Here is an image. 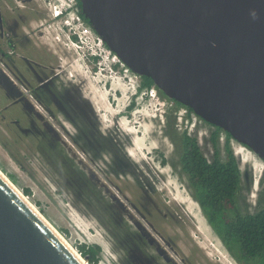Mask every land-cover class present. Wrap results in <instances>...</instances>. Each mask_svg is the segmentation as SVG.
Instances as JSON below:
<instances>
[{"label":"water","instance_id":"water-1","mask_svg":"<svg viewBox=\"0 0 264 264\" xmlns=\"http://www.w3.org/2000/svg\"><path fill=\"white\" fill-rule=\"evenodd\" d=\"M79 2L133 72L264 160V0ZM0 87L24 100L1 70ZM0 264H84L1 173Z\"/></svg>","mask_w":264,"mask_h":264},{"label":"rangeland","instance_id":"rangeland-1","mask_svg":"<svg viewBox=\"0 0 264 264\" xmlns=\"http://www.w3.org/2000/svg\"><path fill=\"white\" fill-rule=\"evenodd\" d=\"M32 8H37L34 3L21 8L14 0H0L1 14L10 15L21 24L22 33L30 38V44L38 55L54 63L60 60L66 70V80L85 81V91L88 97H93L102 122L114 128L117 119L123 148L126 146L130 152L126 158L127 164L131 169L135 165H144L154 170L163 197L180 215L181 225L178 228L183 235L181 244H190L197 251L198 259L206 264H247L235 260L215 235L193 197V188L181 171L180 145L174 142L175 131L172 129L176 128L178 134L182 131L176 126L175 111L184 106L175 104L159 110L158 104L149 103L146 107V103L137 96L139 93L133 95L135 97L130 96L135 90L129 84L117 89L114 84L97 81L87 70L81 51L67 44L63 35L54 36L51 31L44 32L39 22L43 19L42 14ZM132 98L136 104L126 115L124 109ZM130 116L137 120L134 126ZM188 122V133L197 138L202 153L212 159L210 136L215 127L196 115L188 117ZM216 144L218 156L226 159L227 143L223 130H217ZM229 145L239 162L240 181L234 196L235 207L228 213L231 216L235 213H255L264 206V162L251 149L232 138ZM0 169L75 251L79 253L81 244L97 245L99 259L96 264H124L106 229L110 221L107 222L95 210L92 200L88 199L92 186H79L75 182L79 171L72 162L36 139L22 136L8 116L0 118ZM101 220L107 222L105 226Z\"/></svg>","mask_w":264,"mask_h":264},{"label":"flooded vegetation","instance_id":"flooded-vegetation-1","mask_svg":"<svg viewBox=\"0 0 264 264\" xmlns=\"http://www.w3.org/2000/svg\"><path fill=\"white\" fill-rule=\"evenodd\" d=\"M22 31L15 18L1 14L0 70L24 100L15 102L0 87V118L8 116L22 136L73 163L79 171L75 182L92 186L88 199L110 221L106 229L124 264H206L190 244H181L180 215L163 197L154 170L127 164L130 152L117 119L114 128L103 123L85 81L66 80L60 60L38 55ZM130 118L134 126L137 120Z\"/></svg>","mask_w":264,"mask_h":264},{"label":"trees","instance_id":"trees-1","mask_svg":"<svg viewBox=\"0 0 264 264\" xmlns=\"http://www.w3.org/2000/svg\"><path fill=\"white\" fill-rule=\"evenodd\" d=\"M78 5L79 13L83 16L79 0ZM152 85L151 78L141 76L138 89L149 88ZM159 93L164 96L161 91ZM174 102L179 106L182 105L175 100ZM135 104L132 98L126 106V112H130ZM186 108L193 113L189 107ZM175 129H172L175 131L173 140L180 145L181 171L186 175L190 187L193 188V197L207 223L235 260L241 263L244 261L247 264L253 262L264 264V206L255 213H235L233 216L228 213L235 207L234 196L240 181L239 162L229 145L231 136L225 132L227 157L222 160L218 156L216 144L217 130L221 129L216 127L210 136L213 157L208 159L202 153L197 138L190 135L188 129L185 128L179 134ZM262 161L264 162L263 159ZM25 192L28 193V190ZM79 253L91 264L98 262L99 247L97 245L81 244Z\"/></svg>","mask_w":264,"mask_h":264},{"label":"built area","instance_id":"built-area-1","mask_svg":"<svg viewBox=\"0 0 264 264\" xmlns=\"http://www.w3.org/2000/svg\"><path fill=\"white\" fill-rule=\"evenodd\" d=\"M14 3L21 8L34 3L37 8L32 9L43 16L39 22L44 32L51 31L54 36L61 34L67 44H72L76 51L80 50L94 79L97 81L103 79L105 83L109 82L117 86V89L129 84L136 92V87L141 83V76L133 72L93 30L79 13L78 0H14ZM138 93L137 96L144 104L146 103V107L149 103L170 107L176 104L173 99L162 97L154 85L143 88ZM33 104L37 110L43 111L39 103L33 101ZM175 113L177 126L181 129H189L188 117L195 114L189 112L186 107H181Z\"/></svg>","mask_w":264,"mask_h":264},{"label":"bare ground","instance_id":"bare-ground-1","mask_svg":"<svg viewBox=\"0 0 264 264\" xmlns=\"http://www.w3.org/2000/svg\"><path fill=\"white\" fill-rule=\"evenodd\" d=\"M95 103V102H94ZM136 130V129H135ZM132 131V130H131ZM139 131H141L140 129H139ZM0 173L9 181V183L11 184V185H13L14 187H15V189L25 198V200L36 210V212L38 213V214H40V216L50 225V227L65 241V243L72 249V251L73 252H75L76 253V255L77 256H79V258L84 262V264H88L87 262H86V260L77 252V251H75V249L68 243V241L60 234V233H58V231L53 227V225L45 218V216L44 215H42V213H40V211L32 204V202L29 200V198L28 197H26L21 191H20V189H18L17 188V186L16 185H14L13 184V182H11L10 181V179L1 171V169H0ZM181 200V199H180Z\"/></svg>","mask_w":264,"mask_h":264},{"label":"clouds","instance_id":"clouds-1","mask_svg":"<svg viewBox=\"0 0 264 264\" xmlns=\"http://www.w3.org/2000/svg\"><path fill=\"white\" fill-rule=\"evenodd\" d=\"M87 70H89V66H87ZM92 71V70H91ZM100 81H103V79L102 80H100ZM107 83V82H106ZM109 83V82H108ZM139 88V86L138 87H136V92H134L133 94H131L130 96H133V95H136L138 92H140V90L138 89ZM133 90H135V88L133 89ZM161 95V94H160ZM162 96V95H161ZM163 97V96H162ZM164 97H166V96H164ZM166 98H168V97H166ZM127 106V105H126ZM165 106H167V105H164V106H162V105H159L158 107H159V110H162ZM131 112V111H130ZM187 129V128H186ZM243 147H244V145H243ZM80 254V253H79ZM81 255V254H80Z\"/></svg>","mask_w":264,"mask_h":264},{"label":"crops","instance_id":"crops-1","mask_svg":"<svg viewBox=\"0 0 264 264\" xmlns=\"http://www.w3.org/2000/svg\"><path fill=\"white\" fill-rule=\"evenodd\" d=\"M0 17H1V11H0Z\"/></svg>","mask_w":264,"mask_h":264}]
</instances>
